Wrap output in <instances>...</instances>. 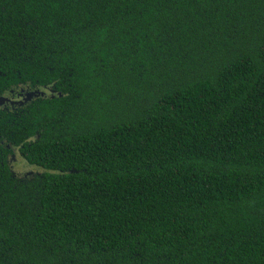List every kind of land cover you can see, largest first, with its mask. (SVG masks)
<instances>
[{"label":"trees","instance_id":"trees-1","mask_svg":"<svg viewBox=\"0 0 264 264\" xmlns=\"http://www.w3.org/2000/svg\"><path fill=\"white\" fill-rule=\"evenodd\" d=\"M1 38L61 95L18 128L41 172L0 169V264H264V0H0Z\"/></svg>","mask_w":264,"mask_h":264},{"label":"flooded vegetation","instance_id":"flooded-vegetation-1","mask_svg":"<svg viewBox=\"0 0 264 264\" xmlns=\"http://www.w3.org/2000/svg\"><path fill=\"white\" fill-rule=\"evenodd\" d=\"M7 45L4 41L2 44L0 42V49H6ZM7 63L3 51H0V169L13 179H21L41 172L37 167L29 165L22 156L23 143L39 138V134L35 132L24 141H19L18 128L22 115L29 113L36 103L41 104L56 95L60 97L61 94L53 86L19 80L18 75L14 78L13 71L17 73L18 69H7ZM23 164L35 171H20L19 166L21 168Z\"/></svg>","mask_w":264,"mask_h":264},{"label":"rangeland","instance_id":"rangeland-1","mask_svg":"<svg viewBox=\"0 0 264 264\" xmlns=\"http://www.w3.org/2000/svg\"><path fill=\"white\" fill-rule=\"evenodd\" d=\"M19 170L22 171V172H25V171H35L34 168H31V167H29V166H26L25 164H23V165L21 166V168H20V166H19Z\"/></svg>","mask_w":264,"mask_h":264}]
</instances>
